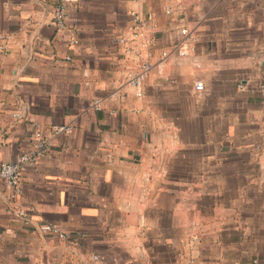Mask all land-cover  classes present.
<instances>
[{
	"label": "crops",
	"instance_id": "0c3cea01",
	"mask_svg": "<svg viewBox=\"0 0 264 264\" xmlns=\"http://www.w3.org/2000/svg\"><path fill=\"white\" fill-rule=\"evenodd\" d=\"M0 34V168L72 127L0 179V264H264V0H0Z\"/></svg>",
	"mask_w": 264,
	"mask_h": 264
},
{
	"label": "built area",
	"instance_id": "2783aa9c",
	"mask_svg": "<svg viewBox=\"0 0 264 264\" xmlns=\"http://www.w3.org/2000/svg\"><path fill=\"white\" fill-rule=\"evenodd\" d=\"M65 1V0H64ZM64 11L65 7L61 5L57 12L56 18L58 22L64 20ZM170 11L168 10V13ZM136 21H139V18L136 16ZM139 24H137L136 29ZM181 34L184 37H187L189 34V30L187 28H182ZM137 35V32L134 33V36ZM122 43H125L124 39L120 40ZM7 43L6 37L3 34H0V51L4 52L6 50ZM179 54L181 56H185L187 54V48L185 45V41H180L178 44ZM167 54H165L166 56ZM151 69L150 64H144L140 67V70L133 76H131L128 80V83L132 86L140 88L144 82L146 81L149 71ZM196 89L201 91L204 89V85L200 82L196 84ZM103 99L95 98L93 100V107L97 110L101 109ZM72 130L71 126H58L51 129L49 134H45L41 131L35 133L33 140L25 147V149L20 153V155L16 158V160L11 162H5L1 165L0 168V179L3 180L8 186L17 188L20 184L22 176L24 172L35 166L39 160L49 154L51 151V140L54 137H57L62 134H68ZM19 216L25 218V212L19 211ZM42 230L46 234L59 236L62 238H66L67 234L62 232L60 228L56 225L47 224L42 226ZM95 259H98L96 256Z\"/></svg>",
	"mask_w": 264,
	"mask_h": 264
}]
</instances>
